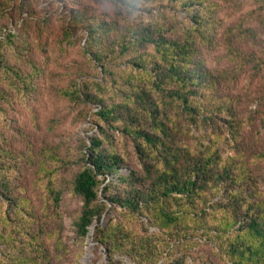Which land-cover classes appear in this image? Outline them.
<instances>
[{"label":"trees","instance_id":"1","mask_svg":"<svg viewBox=\"0 0 264 264\" xmlns=\"http://www.w3.org/2000/svg\"><path fill=\"white\" fill-rule=\"evenodd\" d=\"M5 1L10 7L15 0ZM87 1L125 10L111 16ZM235 2L68 0L72 9L65 35L70 42L85 38L82 54L100 77L92 82L97 93L88 91L86 79L69 93L97 107L94 116L102 130L85 148L84 166L74 176L73 193L83 201L76 233L84 244L97 223L94 241L113 264L122 263L117 257L134 264H264V200L242 160L262 161L264 150L250 147L243 121L217 98L223 77L201 58L203 48L218 46L240 69L261 71L258 54L241 45L256 31L234 26L222 34L223 45L218 40V15ZM6 11L0 10V18ZM26 11L31 19L36 14ZM258 18L264 25V13ZM3 31L0 74L20 80L30 94V76L6 55L13 49L21 60H30L32 47L27 42L18 46L21 38ZM243 31V38L236 37ZM28 63L38 75V67ZM5 97L0 88V103ZM202 130L206 133L197 136ZM110 131L122 135L121 151ZM222 141L233 148L234 156H223ZM10 154L0 146V264H53L42 241L52 233L36 226L30 201L16 196L24 188L13 190L4 177L18 170ZM125 168L129 171L123 175ZM109 176L115 180L108 183ZM60 199V194L53 198L46 224L60 218ZM113 211L117 214L104 226L103 217ZM10 227L13 232L7 234ZM200 237L216 242L219 249L195 253ZM57 240L55 245H60Z\"/></svg>","mask_w":264,"mask_h":264},{"label":"rangeland","instance_id":"2","mask_svg":"<svg viewBox=\"0 0 264 264\" xmlns=\"http://www.w3.org/2000/svg\"><path fill=\"white\" fill-rule=\"evenodd\" d=\"M6 2L0 0V10H7L5 18H0V31L6 33L9 30L18 35L22 41L16 42L18 46L24 47V42H27L29 48L32 47L30 60L38 67L39 74L32 73L33 65L28 63L29 59L21 60L17 56L18 51L7 50V60L30 76L34 91L27 94L20 80L0 74V88L6 94L0 103V146L11 153L8 155L10 159L18 162V170L4 174V177L13 190L24 188L17 191L16 196L30 201L31 216L38 218L36 226H40L45 233H52L51 237H42V241L51 252L53 264H113L108 260L104 247L94 241L97 223L84 244L80 242L75 226L83 201L73 193L74 176L84 166L85 148L92 139L100 138L102 134L100 125L96 124L98 119L94 116L98 112L97 107L85 98L77 99L69 93L74 92L85 79L90 85L88 91L97 93L92 82L100 79L99 74L82 54L85 38L79 36L70 42L65 35L63 27L69 21L72 9L68 0H15L11 1L10 7ZM87 2L111 16L116 11L119 13L120 9L125 10L109 2ZM28 8L36 13L32 19L26 11ZM263 13L264 0H236L224 6L218 15L222 22L219 42L222 44V34L229 28H250L256 32L254 37L242 42V48L256 52L264 64V25L258 18ZM180 20H183V16H180ZM243 34L244 31L237 33L236 37L243 38ZM201 55L207 65L223 77L217 98L223 104L228 103L234 114L243 121L250 147L263 151L264 65L259 72L251 71L249 67L240 69L225 58L224 50L218 46L203 48ZM104 94L110 99V92L105 91ZM223 118L221 116L219 119L221 125ZM205 133L202 130L196 135ZM110 134L112 143L121 151L119 140L122 135L114 131H110ZM220 147L224 157L235 155L233 148L225 141ZM242 160L251 169L252 177L262 192L260 199L264 200V159ZM5 166L9 167V163L5 162ZM128 171L125 168L121 174L126 175ZM113 180L115 178L109 176L108 183ZM50 188L54 194H51ZM58 194L61 195L58 208L60 218L49 219L47 225L44 216H51L53 198ZM1 199L2 196L0 207ZM116 214L113 211L107 218L104 216V226ZM10 228L7 234L13 232V228ZM57 237L60 238V245H55ZM218 246L216 242H206L200 237L194 252L209 254L212 248L218 250ZM117 258L122 260L121 264H134L129 258Z\"/></svg>","mask_w":264,"mask_h":264}]
</instances>
